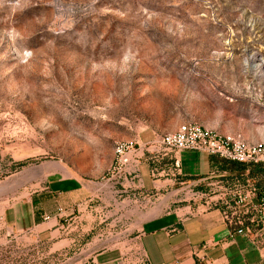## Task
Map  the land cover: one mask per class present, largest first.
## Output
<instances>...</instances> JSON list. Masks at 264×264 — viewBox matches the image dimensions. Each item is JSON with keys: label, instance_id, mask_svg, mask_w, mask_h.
<instances>
[{"label": "rangeland", "instance_id": "rangeland-1", "mask_svg": "<svg viewBox=\"0 0 264 264\" xmlns=\"http://www.w3.org/2000/svg\"><path fill=\"white\" fill-rule=\"evenodd\" d=\"M192 122L264 140V0H0V264L67 260L9 204L55 177L106 187L115 142ZM118 204L134 230L141 203Z\"/></svg>", "mask_w": 264, "mask_h": 264}, {"label": "crops", "instance_id": "crops-1", "mask_svg": "<svg viewBox=\"0 0 264 264\" xmlns=\"http://www.w3.org/2000/svg\"><path fill=\"white\" fill-rule=\"evenodd\" d=\"M147 132L151 137L143 139ZM156 134L143 129L133 140L148 142ZM176 156L183 181L164 173L153 177L144 163L133 188L122 195L141 203L132 214L135 221L140 220L134 230L132 223L121 229L114 226L122 197L114 182L103 187L75 175L49 179L44 187L9 204L3 223L15 232L31 233L38 242L48 244L50 251H66V264H117L125 252L142 253L151 264H263L264 249L233 234L221 210L208 209L205 202L211 183L223 175L251 180L264 188V164L229 162L195 150ZM166 167L165 161L159 164V169ZM212 172L214 177H210ZM187 188L194 191V198L185 192Z\"/></svg>", "mask_w": 264, "mask_h": 264}, {"label": "built area", "instance_id": "built-area-1", "mask_svg": "<svg viewBox=\"0 0 264 264\" xmlns=\"http://www.w3.org/2000/svg\"><path fill=\"white\" fill-rule=\"evenodd\" d=\"M184 150L203 151L229 162L264 164V140L250 141L241 133H220L199 123H184L173 132L157 133L148 142L119 140L114 145V158L106 173V181L118 186L122 196L133 188L140 177V166L149 164L151 174L172 175L181 180V162L176 154ZM167 163L166 168L159 164ZM210 177H214L211 173ZM212 192L205 207L221 210L231 232L242 236L254 248L264 249V188L253 181L223 178L211 183ZM185 192L196 196L191 189ZM68 256V253H67ZM117 264H151L142 253L125 252Z\"/></svg>", "mask_w": 264, "mask_h": 264}, {"label": "bare ground", "instance_id": "bare-ground-1", "mask_svg": "<svg viewBox=\"0 0 264 264\" xmlns=\"http://www.w3.org/2000/svg\"><path fill=\"white\" fill-rule=\"evenodd\" d=\"M45 168H46V167H45ZM48 169H49V167H48ZM29 170H30V169H29ZM33 170H34V169H33ZM33 170H32V171H33ZM46 170H47V168H46ZM30 171H31V170H30ZM32 171H31V172H32ZM37 171H38V170H37ZM37 171L35 172V174H37ZM26 173H27V172H26ZM26 173H24V174H26ZM29 173H30V172H29ZM29 173H28V174H29ZM33 173H34V172H33ZM30 175H31V174H30ZM32 175H33V174H32ZM24 176H25V175H24ZM21 177H22V176H21ZM31 177H32V176H31ZM103 184L105 185V184H107V183H103ZM162 203H163V202H162ZM154 209H155V208H154ZM158 211H159V210H158Z\"/></svg>", "mask_w": 264, "mask_h": 264}]
</instances>
